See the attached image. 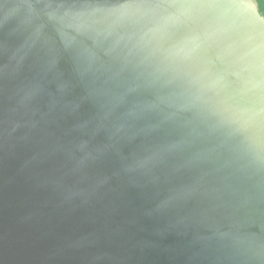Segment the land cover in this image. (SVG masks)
Segmentation results:
<instances>
[{"label":"water","instance_id":"1","mask_svg":"<svg viewBox=\"0 0 264 264\" xmlns=\"http://www.w3.org/2000/svg\"><path fill=\"white\" fill-rule=\"evenodd\" d=\"M0 264H264L256 0H0Z\"/></svg>","mask_w":264,"mask_h":264},{"label":"trees","instance_id":"2","mask_svg":"<svg viewBox=\"0 0 264 264\" xmlns=\"http://www.w3.org/2000/svg\"><path fill=\"white\" fill-rule=\"evenodd\" d=\"M259 12L262 14L264 17V0H256Z\"/></svg>","mask_w":264,"mask_h":264}]
</instances>
